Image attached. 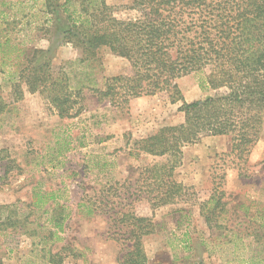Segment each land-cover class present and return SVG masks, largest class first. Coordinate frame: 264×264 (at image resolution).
<instances>
[{
	"label": "rangeland",
	"instance_id": "374dc122",
	"mask_svg": "<svg viewBox=\"0 0 264 264\" xmlns=\"http://www.w3.org/2000/svg\"><path fill=\"white\" fill-rule=\"evenodd\" d=\"M54 1L66 0H0V33L37 49L35 64L60 66L81 57L56 38ZM106 1L120 19L139 14L133 0ZM65 70L72 78L91 76L104 89L103 77L128 73L130 64L104 47L97 60ZM14 72L9 62L0 63V264H54L50 250L60 251L63 264H118L129 237L122 229L126 213L154 223L142 238L148 264H264V123L247 153L233 150L231 135L184 146L174 180L188 189L154 209L147 168L164 159L135 156L136 141L181 123L183 101L213 94L199 76L177 80L183 99L176 101L160 92L119 106L85 89L79 113L61 118L43 94L25 85L16 101ZM39 195L46 201L37 205ZM212 198L220 205L208 223L203 203ZM12 213L15 226L9 225ZM27 214L29 230L22 222Z\"/></svg>",
	"mask_w": 264,
	"mask_h": 264
},
{
	"label": "trees",
	"instance_id": "16d2710c",
	"mask_svg": "<svg viewBox=\"0 0 264 264\" xmlns=\"http://www.w3.org/2000/svg\"><path fill=\"white\" fill-rule=\"evenodd\" d=\"M131 8L138 16L120 19L106 0L54 1L56 38L78 49L79 60L60 66L48 61L35 64L37 49L0 33V63L9 62L15 69L12 83L16 101L22 98L25 85L28 91L43 94L61 118L79 113L77 106L85 89L119 106L160 92L176 101L183 99L177 80L190 74L199 76L200 86L212 89L213 94L183 101L179 108L183 121L139 138L137 152H132L164 159L147 168L149 186L158 191L150 192L155 209L175 203L188 189L174 180L184 146L203 136L231 135L233 150L247 153L260 139L264 123V0H133ZM61 13L66 16L63 21ZM104 47L130 64L128 73L103 77L104 89L90 74L88 79L72 78L65 70L76 62L97 60ZM44 195L34 203L45 202ZM219 205L213 198L203 203L208 223ZM12 216L9 225L15 226ZM123 217L122 229L129 237L118 264H148L142 238L154 230L151 217L135 213ZM22 222L29 230V214ZM56 226L63 230L62 222ZM51 233L55 236L57 232ZM47 258L54 264L64 262L60 251L50 250Z\"/></svg>",
	"mask_w": 264,
	"mask_h": 264
}]
</instances>
